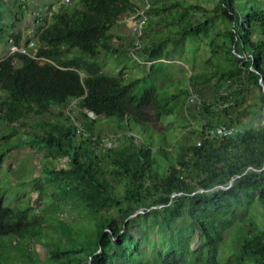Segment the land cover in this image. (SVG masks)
Returning a JSON list of instances; mask_svg holds the SVG:
<instances>
[{"label":"trees","instance_id":"16d2710c","mask_svg":"<svg viewBox=\"0 0 264 264\" xmlns=\"http://www.w3.org/2000/svg\"><path fill=\"white\" fill-rule=\"evenodd\" d=\"M146 1L134 58L133 39L129 47L114 48L122 37L110 30ZM45 23L36 30L37 59L20 52L0 58V122L6 130L0 165L8 151L23 147L49 157H42L47 161L33 185L41 198L36 209L29 200L22 208L4 206L0 188V264H221L218 245L193 218L192 205L202 196L232 220L249 214L239 222L245 227L236 252L223 264H264V228L251 214L254 202L264 206V0H219L213 8L188 0H69ZM10 36L19 47L34 40L29 33ZM187 39H206L209 61L219 66L186 78L199 97L212 88V97L193 109L184 105L188 90L169 93L156 85L160 61L183 54ZM124 52L147 61L148 71L130 79L125 70L104 72L98 57ZM222 62L230 65L222 68ZM181 117L183 129L188 119L197 121V140L203 123L248 127L204 138L199 146L182 133L173 156L153 126ZM27 118L35 119L30 133L12 144L9 138L25 128ZM103 119L115 123L110 147L95 133ZM131 126L140 130L141 145ZM155 140L159 146L152 149ZM50 158H67L90 187L63 183L66 170H57ZM43 230L57 235L44 249V262L30 249Z\"/></svg>","mask_w":264,"mask_h":264},{"label":"rangeland","instance_id":"374dc122","mask_svg":"<svg viewBox=\"0 0 264 264\" xmlns=\"http://www.w3.org/2000/svg\"><path fill=\"white\" fill-rule=\"evenodd\" d=\"M190 3H196L204 8H213L219 0H188ZM65 3V0H0V57L6 56L8 52V42L7 34L11 31L17 33H23L26 35V22H34V17H31V14L43 13L46 12L48 15L50 12H54L59 5ZM138 10L136 14L141 11L140 8L144 7V2H137ZM20 13H23V16H19ZM134 16H124L122 22L120 21L118 28H112L110 30L111 34L118 35L122 37L121 41L114 40L112 46L117 48L120 44L129 47V43L132 41L131 34V25L135 19ZM14 25L15 27L10 29V26ZM223 25L220 24L219 28H222ZM158 29V28H157ZM157 41V39L155 40ZM169 46V44H167ZM183 54L175 55L173 60H163V66L161 67V73L157 72V89L158 90H167V92L175 93L180 90H188V95L184 98L182 95V100L184 98V105L191 106L190 108H195V105L188 103V97L190 93H193V89L188 86L186 78L195 72H211L210 66L217 68V61H209V48L207 46V40L202 39L199 42H193L189 39L186 40L183 46ZM100 61L104 64V72L106 73H116L120 70H125V78L130 79L135 76H143L148 71V62L141 61L138 63L133 59L129 53L124 52L114 56H104L100 55L98 57ZM218 59V58H217ZM135 61L137 63H135ZM213 64V65H212ZM222 68H227L228 63L222 62ZM201 80V79H200ZM213 83H211L212 85ZM173 89V91H172ZM212 97V88H208L204 95L199 98V103L207 102L208 99ZM200 105V104H199ZM197 105V106H199ZM74 105L72 103L69 105L68 109L71 107L74 110ZM90 116V115H89ZM48 118V116H45ZM92 118V117H90ZM94 119V118H92ZM182 117L179 119V122L174 121V119H169V122L160 123L154 125V130L163 134V141L166 145L167 151L173 155L175 152L174 143L180 137L182 133H185L187 136V141L197 142L196 133L200 126L197 121L193 119H188V125L185 129L181 128ZM25 123V128L19 130L18 135H14L9 138V141L17 143V138H25L26 135L30 133V126L35 122L34 118H27L23 121ZM96 131L95 133L103 138L105 141V146L110 141V137L117 135H112L116 131L114 121L103 119L102 121H97L95 123ZM248 127L244 124L242 126L236 127L238 130ZM131 133L134 135H139L140 130L131 126ZM5 128L0 122V144L2 143V135L5 134ZM32 132V131H31ZM37 133V132H36ZM194 133V134H193ZM130 133H128V136ZM120 136V135H119ZM139 138L138 145H141L144 142V139ZM152 149H156L159 146L157 140L153 141ZM2 146V145H1ZM4 147H6L4 145ZM11 147V146H10ZM3 148V147H2ZM37 151H32L29 147L18 148L15 150H10L3 157L2 164L0 165V188L2 193H4V206L15 207L22 202L29 200L33 208H37L41 203V198L35 192L33 185L36 179L42 174L41 164L47 159H43V156H47L44 150H39L36 147ZM174 156V155H173ZM47 158H49L47 156ZM50 162L55 166L57 170L63 169L66 170L64 176L61 177L63 183L68 184L71 187L85 188L90 187L89 183L85 180L84 177L75 173L71 167L68 165L67 158H50ZM158 161L160 165L165 168L168 165V162L162 157L158 156ZM149 204V203H148ZM25 206V203L21 204L19 208ZM139 211V210H138ZM142 209L140 213H142ZM193 218L198 222H201L212 239L216 242L219 248V259L220 263L223 264L226 257L230 254L236 252L237 245L239 243V236L244 232L245 225H239V222L243 218H246L249 214H238L235 216V219L232 220L229 213H225L220 210V206L209 200L208 198L202 196L197 199L192 205ZM251 214L253 215L255 222L264 228V206L259 203H253L251 207ZM198 236L194 238L191 243L192 249L196 248L198 245ZM57 235L50 230H43L41 234L37 237L36 240L30 242L31 254H37L40 261H45V248L48 246H53L56 242ZM4 241V240H2ZM12 259L21 263V258L17 257L14 251H11Z\"/></svg>","mask_w":264,"mask_h":264},{"label":"built area","instance_id":"2783aa9c","mask_svg":"<svg viewBox=\"0 0 264 264\" xmlns=\"http://www.w3.org/2000/svg\"><path fill=\"white\" fill-rule=\"evenodd\" d=\"M68 3H69V0H65V3H62V4L66 5ZM143 8H144V10L149 9V4L147 1L145 2V5ZM144 10H141L137 14H135L136 17L133 20L134 22L132 23L131 28H130L131 34L133 37V48L131 49L130 54L134 58H135V55H134L133 51L140 48V42H141V39L143 37V27H144V24L146 22V16L144 15ZM52 14H53L52 12H50L49 15H48V13L46 14V12H43L42 14L39 13L36 15H35V13L31 14V17H34L35 20L32 23L26 22V26H27L26 33L32 34L34 40L29 41L25 47L17 46L15 44L14 40L11 38L10 32H9L7 34V42H8L7 46H8V52L9 53L6 56L0 57V58H5V57L11 55L12 53L20 52V53H24V54L30 56L31 58L37 59L35 57V55H36V47H35L36 46V42H35L36 30L38 28L41 29V28L45 27L47 24L45 22L49 21ZM42 20H44V21L42 22ZM38 22H39V24H38ZM187 102L189 104L192 103L195 106L200 104L198 95L195 94L194 92L190 93V96L188 97ZM89 115H90V117L93 118L91 113H89ZM238 131L239 130L236 127H232V126H224V125L208 126L206 123H203L201 136H202V139H204V138L219 139V138H223V137H227V136H232V135L236 134ZM133 136H134V142H135V144H137L140 140L136 135H133ZM201 140L200 139L197 140V142H196L197 146L200 145ZM110 146H111V143L108 142L106 147H110Z\"/></svg>","mask_w":264,"mask_h":264},{"label":"water","instance_id":"95a60500","mask_svg":"<svg viewBox=\"0 0 264 264\" xmlns=\"http://www.w3.org/2000/svg\"><path fill=\"white\" fill-rule=\"evenodd\" d=\"M261 86H262V83H261ZM262 90H263V92H264V87L262 88ZM262 114H263V120H262V124L264 125V107H263V111H262ZM231 184V183H230ZM202 190H199L198 192H201ZM138 213H140V210L139 211H137L134 215H132V216H135V215H137ZM131 216V217H132Z\"/></svg>","mask_w":264,"mask_h":264},{"label":"crops","instance_id":"0c3cea01","mask_svg":"<svg viewBox=\"0 0 264 264\" xmlns=\"http://www.w3.org/2000/svg\"><path fill=\"white\" fill-rule=\"evenodd\" d=\"M118 23H120V22H118Z\"/></svg>","mask_w":264,"mask_h":264}]
</instances>
